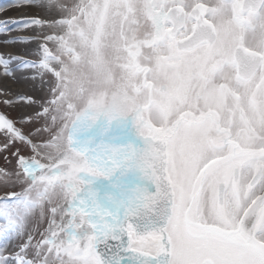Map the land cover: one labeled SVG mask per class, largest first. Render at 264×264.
<instances>
[{"label": "snow or ice", "instance_id": "snow-or-ice-1", "mask_svg": "<svg viewBox=\"0 0 264 264\" xmlns=\"http://www.w3.org/2000/svg\"><path fill=\"white\" fill-rule=\"evenodd\" d=\"M5 8L0 264H264V0Z\"/></svg>", "mask_w": 264, "mask_h": 264}, {"label": "bare ground", "instance_id": "bare-ground-1", "mask_svg": "<svg viewBox=\"0 0 264 264\" xmlns=\"http://www.w3.org/2000/svg\"><path fill=\"white\" fill-rule=\"evenodd\" d=\"M10 3V0H0V6H7ZM34 12H30L26 8H5V11H0V21L6 19H20L25 16L33 15ZM24 33L17 30L11 35H23ZM2 39V38H0ZM4 46L0 44V49H3ZM13 51L15 54H20L22 51L21 46L12 47L9 49ZM3 69L0 68V73H2ZM26 74V73H25ZM29 84L27 82H17L12 80L11 78H5L0 75V91L7 89L10 93H26L28 91ZM3 99V96L0 95V100Z\"/></svg>", "mask_w": 264, "mask_h": 264}, {"label": "rangeland", "instance_id": "rangeland-1", "mask_svg": "<svg viewBox=\"0 0 264 264\" xmlns=\"http://www.w3.org/2000/svg\"><path fill=\"white\" fill-rule=\"evenodd\" d=\"M5 109L3 108L2 105H0V111H4ZM13 115H18L17 113H13ZM4 166V161L2 158H0V167Z\"/></svg>", "mask_w": 264, "mask_h": 264}]
</instances>
